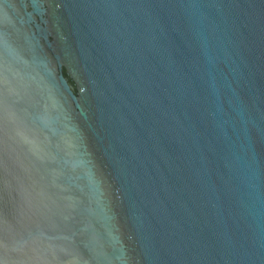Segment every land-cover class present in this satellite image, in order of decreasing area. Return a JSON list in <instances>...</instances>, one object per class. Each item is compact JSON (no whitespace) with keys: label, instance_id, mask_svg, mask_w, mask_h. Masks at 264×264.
<instances>
[{"label":"water","instance_id":"obj_1","mask_svg":"<svg viewBox=\"0 0 264 264\" xmlns=\"http://www.w3.org/2000/svg\"><path fill=\"white\" fill-rule=\"evenodd\" d=\"M0 264H264V0H0Z\"/></svg>","mask_w":264,"mask_h":264}]
</instances>
